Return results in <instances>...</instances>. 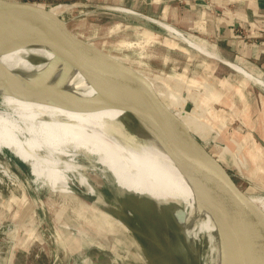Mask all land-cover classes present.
<instances>
[{"label": "rangeland", "instance_id": "rangeland-1", "mask_svg": "<svg viewBox=\"0 0 264 264\" xmlns=\"http://www.w3.org/2000/svg\"><path fill=\"white\" fill-rule=\"evenodd\" d=\"M26 1L44 7L64 4L54 0L49 4L40 0ZM71 4H67L70 9L62 18L72 33L130 65L139 72L136 74L163 86L165 94L173 95L179 103L176 113L193 121L191 130L208 151L219 158L240 188L249 195H264V162H261V156L256 158L254 142H246L243 138L246 136L244 127L237 122L238 102L230 101L233 92L224 94L226 86L238 85L241 79L234 74L229 78L223 65L197 55L190 47L174 39H168L164 31L153 24L135 21L133 17L111 8L77 2ZM149 32H152L151 36ZM36 48H41L38 56L49 58V67L54 68L55 74L58 70L69 73L72 85L79 89L76 95L82 101L93 104L107 97V92L101 91L100 87L93 95L82 93L81 90H86L88 85L86 74L59 51L46 47L40 41L21 47L23 55L38 64L39 59L30 52ZM249 80L258 85L257 79ZM163 101L170 105L167 99ZM117 104H122L126 113L115 116L107 127L97 121L100 126L109 133L113 126H119L117 136L133 158L145 154L148 149L162 151L147 156L183 175L177 162L160 148L150 133L135 123L125 125V121L130 123V115L124 103L118 102L101 110ZM58 132L63 136L60 129ZM69 137L66 136L67 139ZM85 143L96 151L110 152L113 147L97 139ZM225 144L235 147L238 161L236 154H226L222 150ZM3 148L6 149V145L0 142V165L3 166H0V264H198L189 251L180 259L170 250V241L182 243L183 240L177 231L176 221L171 220L168 214H158L151 203L124 200L126 207L136 216L140 229L131 231L126 226L125 230L120 227L109 229L88 219L98 213L114 219L118 215L129 222L130 219L122 213L120 198L104 176L87 173L100 195L98 202L84 196L81 187L74 182L68 185V193L52 191L46 186L38 188L31 180L27 160L15 158L8 152L11 149L6 151ZM113 153L116 155L120 151ZM78 213L85 214L86 220L81 221Z\"/></svg>", "mask_w": 264, "mask_h": 264}, {"label": "bare ground", "instance_id": "bare-ground-1", "mask_svg": "<svg viewBox=\"0 0 264 264\" xmlns=\"http://www.w3.org/2000/svg\"><path fill=\"white\" fill-rule=\"evenodd\" d=\"M70 5L57 4L48 7L45 11L52 16L61 17L67 13ZM162 26L190 46L203 51L205 55L213 56V53H209L206 48L194 43L189 37ZM63 57L73 62L64 54ZM48 61L39 60L38 64L36 63L38 67L23 55L21 48H17L0 54V70L10 85L23 87L32 84L42 87L52 92L57 102L69 104L78 102L91 107L104 101L106 97L93 104L83 103L84 101L76 95L79 89L72 85L69 73L58 70L55 74L54 68L51 67V70ZM1 71L0 142L6 145V149L3 150L11 149L8 152L13 157H23L27 160L34 185L38 188L46 186L52 191L68 193V185L74 182L81 187L84 196L98 202L100 195L94 189L87 173L93 172L101 177L104 176L120 198L119 208L131 221H135L136 216L124 204L126 199L140 204L151 203L158 214H168L171 220L176 221L177 231L183 239L182 243L170 241L169 248L176 257L184 258L185 252L189 251L196 257L198 264H227L212 211L195 195L190 180L184 177L186 175L183 176L178 170L147 156L162 151L148 149L144 151L145 154L133 158L128 155L127 147L100 126L101 124L106 127L115 116L125 114V108H121L122 104L86 113L59 108L51 105L46 99L20 98L6 91ZM78 77H80L79 71ZM86 79L87 89L81 90L82 93L84 91L87 96L95 94L97 91L91 85L88 76ZM256 83L264 89L261 80H256ZM58 129L63 136L59 134ZM114 130L119 131V127ZM66 136L70 137L67 139ZM91 139L108 142L113 146L112 151H96L85 146L87 145L85 142ZM159 146L168 154L160 144ZM113 151L120 153L115 155ZM247 196L264 215V195L248 194ZM84 215L77 214L81 221L86 220ZM88 220L109 229L120 227L125 230L122 223L104 213L94 214L93 218Z\"/></svg>", "mask_w": 264, "mask_h": 264}, {"label": "water", "instance_id": "water-1", "mask_svg": "<svg viewBox=\"0 0 264 264\" xmlns=\"http://www.w3.org/2000/svg\"><path fill=\"white\" fill-rule=\"evenodd\" d=\"M36 6L42 5L0 0V54L40 41L69 57L94 85L107 92V97L91 107L57 102L55 95L42 87L10 85L0 70L6 91L28 100L46 99L51 105L74 112H93L124 103L130 115V123L125 121V125L135 123L150 133L177 162L195 195L212 211L227 264H264V215L223 163L130 65L72 33L62 16L45 11L50 5L42 6V11ZM116 218L131 231L140 229L136 221L129 222L118 215Z\"/></svg>", "mask_w": 264, "mask_h": 264}, {"label": "crops", "instance_id": "crops-1", "mask_svg": "<svg viewBox=\"0 0 264 264\" xmlns=\"http://www.w3.org/2000/svg\"><path fill=\"white\" fill-rule=\"evenodd\" d=\"M40 1L45 2L44 4L52 2ZM54 2L64 4L77 2L105 9L111 8L133 17L135 21L153 24L159 30H163L168 39H174L190 47L197 55L223 65L224 69L228 70L229 78L234 74L236 78L241 79L238 85L226 86L224 94L233 92V99L230 98V101L238 102L237 122L244 127L246 136L243 138L246 142H254L255 156L256 158L261 156V162H264V89L249 80L254 78L264 83V0H54ZM36 7L38 11L43 8ZM162 25L189 37L194 43L213 53V56L205 55L203 51L191 47ZM150 30L151 27L148 31ZM149 34L151 36L152 32ZM40 50L41 48L30 49V52L39 60H49L48 57L38 56ZM139 76L156 91L162 101L167 99L170 105L163 102L176 113L179 104L177 99L173 95H166L163 86L154 84L143 75ZM93 88L98 91V86ZM121 108L124 107L121 105ZM181 120L191 130L193 121L182 117ZM117 127L113 126L110 133L120 141L117 136L120 128L119 131L113 129ZM222 150L226 154H236L235 147L227 144ZM237 154L234 155L236 158ZM240 170L242 169L239 166ZM257 185L260 187V184Z\"/></svg>", "mask_w": 264, "mask_h": 264}]
</instances>
